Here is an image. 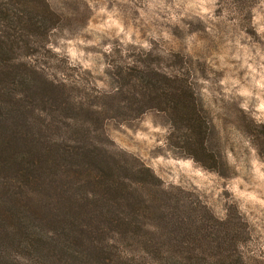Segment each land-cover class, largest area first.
<instances>
[{"label": "rangeland", "instance_id": "obj_1", "mask_svg": "<svg viewBox=\"0 0 264 264\" xmlns=\"http://www.w3.org/2000/svg\"><path fill=\"white\" fill-rule=\"evenodd\" d=\"M47 2L50 10L39 0H20L16 3L18 16L13 15L11 22L20 40L9 62L30 63L43 74L27 70L33 86L13 89L17 95L14 101L11 99L12 104L24 110L28 119L39 112L75 113L82 119L89 109L106 110L111 115L129 111V97L138 95V79L131 77L126 83L127 72L139 62L144 66L156 64L163 71L171 63L170 55L179 53L190 70L198 110L206 122L205 153L199 156L207 167L185 155L181 145L191 141L193 134L172 111L165 114L145 105L135 118L122 120L113 115L104 120L103 135L93 139L97 148L95 158L89 160L90 168L116 167L114 174L119 182L130 184L128 189H132L129 199L124 197L111 207L121 210V228L127 237L124 242L133 243L137 259L143 247L138 244L154 241L164 244L167 257L189 255L202 264H264V205L259 203L264 200V119L256 118L254 97L238 94L242 87L258 91L251 82L253 75L259 79L264 65V0ZM201 2L213 5L211 16L197 15L196 5ZM114 9L113 19L123 32L116 35L114 28L97 31L94 26L103 24ZM29 17L36 19L38 26L39 22L40 26L47 25V29L28 26ZM97 37V43H88ZM144 42L149 47H143ZM105 45L108 51H104ZM249 64L256 69L253 75L249 74ZM56 91L66 97L62 106ZM103 91L114 94L121 107L107 105ZM25 94V106L16 103ZM42 98L48 100L46 105ZM245 100L246 110L240 107ZM31 129L36 134V127ZM73 161L81 174H73L71 191L98 195L102 187L82 173L89 161L78 157ZM140 162L153 176L146 172L132 175L117 167H136ZM34 193L36 200L31 208H14L18 219L3 217L0 211V228L3 222L10 226L13 237L3 250L15 257L17 264H75L58 254L68 236L60 232L63 223L50 220L48 208L39 202V189ZM131 205L138 208L136 214H129ZM191 206L195 210L190 212ZM188 213L196 228L190 224ZM43 214L49 215L41 219ZM132 216L138 227L129 228ZM180 218L187 225L179 231L172 222ZM25 223H32L36 232H55L56 246L51 249L36 233H23ZM2 239L1 235L0 243ZM18 240H22L20 245ZM176 241L181 244H171Z\"/></svg>", "mask_w": 264, "mask_h": 264}, {"label": "trees", "instance_id": "obj_2", "mask_svg": "<svg viewBox=\"0 0 264 264\" xmlns=\"http://www.w3.org/2000/svg\"><path fill=\"white\" fill-rule=\"evenodd\" d=\"M39 1L46 10H50L47 0ZM17 2L20 0H0V211L3 217L18 219L14 208L18 206L31 208V202L36 200L34 190L38 188L39 202L48 208L50 220L62 222L60 232L65 231L68 235L66 245H62L58 253L61 257L66 256L63 257L64 261L71 260L75 264H202L194 256L167 257L163 249L164 244L154 241L138 244L143 247L142 256L137 259L133 253V243L124 242L127 237L121 228L122 212L111 207L124 197L129 199L132 194V189L130 188L131 191L128 189L130 184L122 185L119 182V176L114 174L118 171L116 167L91 169L89 161L95 158L97 147L93 139L95 136L103 135L104 120L113 115H119L122 120L138 117L144 111L145 105L165 114L168 111L174 112L173 114H176L186 129L193 134L191 141L185 140L181 145L185 148V155L197 162L201 161L199 155L205 153L206 122L198 110V95L192 86L190 70L183 56L172 53L171 63L163 71L156 64L144 66L142 62L130 67L126 83L130 82L131 77L137 78L138 82L135 83L138 85V95L129 97V111L111 115L106 110L89 109L82 119L75 113L39 112L34 115L35 118L28 119L24 110L14 108L12 100L17 93L13 89L18 91L21 85L31 84L32 80L28 77L27 70L42 77L43 74L38 66L30 63L13 65L9 62L10 53L19 48L17 43L20 34L11 26L13 15L18 16ZM27 24L42 28L43 31L47 29V25L40 26V22L38 26L36 19L32 17H29ZM102 96L108 99L107 105L116 104L118 108L121 107L119 99L114 94L103 91ZM19 97L16 103L20 102L25 106L27 95ZM56 99H59L58 104L61 106L66 103V97L59 91H56ZM56 99L52 98L54 102ZM42 102L46 105L48 100L43 99ZM176 123L175 126L179 128ZM33 127L37 129L34 130L36 134L31 129ZM75 141L77 143H74ZM76 157L89 161L87 170H82V173L86 172L88 177L102 187L98 195H89L87 192L76 194L71 191L73 174L74 177L81 174V170L77 171L74 167L73 160ZM200 163L207 167L204 162ZM138 165L134 167L122 164L117 167L132 175L146 172L153 176L143 163L140 162ZM111 193L112 198H109ZM23 198L27 201H22ZM129 210V214L133 215L137 213L138 208L131 205ZM194 210L195 208L191 206L190 212ZM49 214H43L44 217L41 219H46ZM190 216L191 213L190 224L196 228ZM133 222V216L129 217V228L138 227ZM27 223L22 226L23 233H36L39 240H44L51 249L52 246H56L55 232L45 229L36 232L33 224L26 225ZM172 225L179 230L187 223L180 218L174 220ZM1 235L3 243H0V264H17L18 260L7 256L3 250L6 241L13 239L10 226H6L4 222L0 228V237ZM29 241L34 243L30 239ZM30 242L24 241L25 244L32 246ZM17 243L20 245L22 240H18ZM171 244L179 246L181 242ZM83 246L84 248H78ZM44 249L47 250L46 247ZM88 255L89 259L85 260Z\"/></svg>", "mask_w": 264, "mask_h": 264}, {"label": "clouds", "instance_id": "obj_3", "mask_svg": "<svg viewBox=\"0 0 264 264\" xmlns=\"http://www.w3.org/2000/svg\"><path fill=\"white\" fill-rule=\"evenodd\" d=\"M196 7L198 8V12L197 15H201L203 16V14H207L208 16H211L212 13V7L213 5L209 4L208 6H205V4L203 2L199 3L198 5H196ZM101 12L104 11V9H100ZM115 9L113 10V12H110L107 14L108 19L100 25H95L94 27L97 29V31H104L106 29H115L116 30V35H119L121 32H123V28L121 27L120 23L116 20L113 19V15H114ZM141 15H143V13H141ZM173 19H175V17H173ZM90 27H92L90 25ZM99 41V37H97L95 40L89 41L88 43H97ZM124 42L127 43V33L124 34ZM143 47L147 48L149 47V45L147 44V42H144ZM109 50V46L105 45L104 47V51H108ZM245 63H247V60L245 59L244 61ZM243 67V64L241 65ZM248 67L251 69V73H249L250 75H253L256 73V69L252 67L251 64L248 65ZM262 71L261 73H259V79L256 78V75H253V79H252V85L258 89V91L256 92H252L250 89L247 88H240L238 90V94L245 96V97H254L256 100V103L254 105L255 109H256V118L259 119H264V65L261 66ZM223 83V81H221ZM233 84L238 83V81H233ZM227 91H231V89H226ZM241 108H244L245 110L248 107V102L247 100H245L244 102H242L240 104ZM179 163V162H178ZM198 174V173H197ZM238 195H243L242 193H238ZM253 199H255L253 197ZM259 203L261 205H264V200L259 201Z\"/></svg>", "mask_w": 264, "mask_h": 264}]
</instances>
